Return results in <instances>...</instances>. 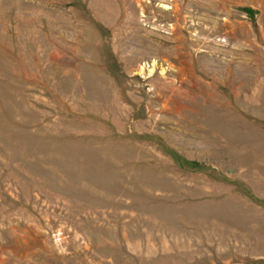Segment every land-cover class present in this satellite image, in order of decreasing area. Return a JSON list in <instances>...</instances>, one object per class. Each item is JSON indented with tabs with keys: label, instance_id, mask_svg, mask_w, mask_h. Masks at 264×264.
<instances>
[{
	"label": "rangeland",
	"instance_id": "374dc122",
	"mask_svg": "<svg viewBox=\"0 0 264 264\" xmlns=\"http://www.w3.org/2000/svg\"><path fill=\"white\" fill-rule=\"evenodd\" d=\"M0 264H264V0H0Z\"/></svg>",
	"mask_w": 264,
	"mask_h": 264
}]
</instances>
